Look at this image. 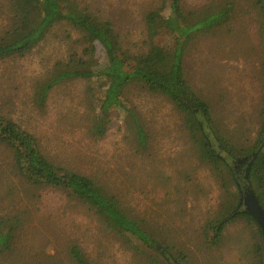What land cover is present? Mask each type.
Returning a JSON list of instances; mask_svg holds the SVG:
<instances>
[{
  "label": "rangeland",
  "instance_id": "1",
  "mask_svg": "<svg viewBox=\"0 0 264 264\" xmlns=\"http://www.w3.org/2000/svg\"><path fill=\"white\" fill-rule=\"evenodd\" d=\"M76 1L111 19L118 34L137 48L145 39L143 16L158 4L156 0ZM183 1L188 9L201 3ZM168 14L166 8L164 19ZM236 18L224 30L187 37L184 78L212 107L225 140L251 142L264 120V37L247 7L243 5ZM164 19L153 24L156 42L173 44L174 35ZM184 21L193 24L196 19ZM54 35L24 58L0 63V115L33 134L53 163L89 177L106 195L114 196L128 217L143 222L140 227L155 243L151 248L107 227L67 190L26 185L10 170L9 153L0 146V217L21 216L11 246L0 250V264H78L70 252L74 246L86 264H255L251 247L256 227L244 219L227 225L219 247H205L212 237L207 231L205 240L206 225L218 219L229 195L238 190L221 165L220 177L199 160L182 115L165 97L135 83L123 91L128 109L139 115L146 130L144 149L131 137L125 126L127 115L117 107L106 115L104 137L94 139L93 115L101 93L94 82H61L39 106L36 83L50 73L53 63L67 58L66 51L82 49L77 45L80 35L70 27ZM97 51L99 69L106 60L101 48ZM207 138L243 191L246 163L235 161L231 147L219 150L212 132ZM177 251L187 259L176 261Z\"/></svg>",
  "mask_w": 264,
  "mask_h": 264
},
{
  "label": "trees",
  "instance_id": "2",
  "mask_svg": "<svg viewBox=\"0 0 264 264\" xmlns=\"http://www.w3.org/2000/svg\"><path fill=\"white\" fill-rule=\"evenodd\" d=\"M156 1V7H151L143 16L145 39L142 40L141 47L137 48L134 43L118 34L111 19L91 10L89 6H81L76 0H0V63L8 59L24 58L64 27H70L79 34L77 45L82 47L81 52L68 50L65 52L66 59L53 63L50 73L35 85L36 99L41 106L48 93L61 82L89 80L96 83L101 92L96 97L98 105L93 115V129L96 133L92 135L96 140L104 137L106 115L110 108L117 107L127 115L125 126L132 133L131 137L144 149L148 139L146 130L139 115L128 109L123 91L135 83L151 94L165 97L182 115L199 160L210 165L220 177L223 175V170L219 167L221 165L238 190V194L229 195V201L221 209L218 219L206 225L205 240L207 231L212 232V237L205 243V247H219L227 225L236 219H244L256 227L251 247L255 264H264L262 232L251 216L236 212L241 200L240 190L231 168L213 150V142L207 138L209 132H212L219 150L231 147L235 152L232 156L235 159H251L248 181L264 212V120L259 122V129L251 142L247 141L248 138L225 140L214 120L212 107L193 91L184 78L183 69L187 44L184 41L187 37L195 32L209 34L224 30L237 19V12L242 11L243 5L249 13L256 16L264 37V0H201L194 9L185 8L183 0ZM166 8H169V14L164 19L162 13ZM189 18L196 19V22L186 23L184 20ZM163 19L167 29L174 35L173 44L156 42L153 24ZM61 32L64 34L65 31ZM57 36L59 35L53 37L58 38ZM66 37L67 40V33ZM98 47L105 54L106 60L99 69ZM133 48L136 50L132 51ZM262 54L261 64L264 70V50ZM0 146L9 153L10 170L26 185L56 191L67 190L72 198L98 216L107 227L131 235L152 248L150 245L155 242L149 241L146 231L140 227L143 222L128 217V213L114 196L106 195L105 190L89 177L53 163L33 134L1 115ZM20 221V215L0 217V250L11 246L19 231ZM125 238L132 245L129 238ZM70 252L76 263L86 264L85 257L77 247H71ZM176 256L175 260L179 262L187 259L181 251H177Z\"/></svg>",
  "mask_w": 264,
  "mask_h": 264
},
{
  "label": "water",
  "instance_id": "3",
  "mask_svg": "<svg viewBox=\"0 0 264 264\" xmlns=\"http://www.w3.org/2000/svg\"><path fill=\"white\" fill-rule=\"evenodd\" d=\"M249 158H245L242 160L236 159L235 161L238 163L245 162L247 163L246 167V173H245V188L243 191L240 190L241 200L237 207L236 212H242L244 214H247L251 216L256 223V225L260 228L262 235L264 237V212L261 209L259 203L257 202L256 197L254 196L250 184L248 181V170H249V164H250Z\"/></svg>",
  "mask_w": 264,
  "mask_h": 264
},
{
  "label": "flooded vegetation",
  "instance_id": "4",
  "mask_svg": "<svg viewBox=\"0 0 264 264\" xmlns=\"http://www.w3.org/2000/svg\"><path fill=\"white\" fill-rule=\"evenodd\" d=\"M223 160V159H222ZM246 165H247V163H246ZM246 166H244V168H245ZM233 178H234V180L236 181V183H238V180L234 177V175H233ZM242 178H243V176H242ZM237 187H239L238 186V184H237Z\"/></svg>",
  "mask_w": 264,
  "mask_h": 264
}]
</instances>
